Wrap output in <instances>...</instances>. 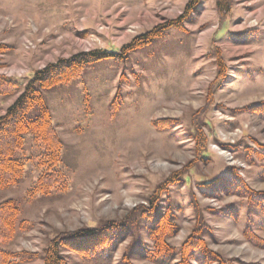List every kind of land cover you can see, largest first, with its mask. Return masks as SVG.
<instances>
[{
	"label": "rangeland",
	"instance_id": "obj_1",
	"mask_svg": "<svg viewBox=\"0 0 264 264\" xmlns=\"http://www.w3.org/2000/svg\"><path fill=\"white\" fill-rule=\"evenodd\" d=\"M187 1L0 0V45L8 46V53L0 55V74L27 81L34 72L78 53L118 52L135 37L177 19ZM184 27L186 34L169 30L126 63L87 67L46 94L66 145L69 188L49 199L27 200L34 180L29 173L19 185L0 191V201L16 200L21 218L32 225L4 247L36 255L20 264H43L44 251L58 234L127 222L134 208L148 205L175 172L180 180L167 184L160 195L162 209L170 204L176 218L170 246L179 249L195 228H204L207 248L230 263L264 264V250L243 235L246 199L241 189L206 188L214 180L231 181L228 171L235 168L251 190L264 193V164H250L223 147L264 145V117L236 111L264 102V0H233L223 21L215 0H204ZM215 48L226 68L220 83ZM116 96L121 106L112 116L109 105ZM14 100H0V116ZM207 106L203 126L196 112ZM159 120L176 124L158 131L152 122ZM194 127L205 136L207 161L197 150L201 133ZM133 228L141 229L119 245L112 264H123L133 244L149 245L143 224L133 221ZM255 234L264 239L263 228ZM61 256L66 264H91L65 251ZM128 262L152 264L136 257Z\"/></svg>",
	"mask_w": 264,
	"mask_h": 264
},
{
	"label": "trees",
	"instance_id": "obj_2",
	"mask_svg": "<svg viewBox=\"0 0 264 264\" xmlns=\"http://www.w3.org/2000/svg\"><path fill=\"white\" fill-rule=\"evenodd\" d=\"M203 1L188 0L177 19L135 37L118 52L94 50L78 53L34 72L27 81L0 74V100L5 102L15 98L5 113L0 116V191L19 185L27 174L33 173L34 180L26 192L27 200L49 199L65 192L69 188V174L64 157L66 145L47 106L46 94L69 84L87 67L101 62L126 63L131 54L158 42L167 35L169 30L173 29L186 34L184 24L192 21L193 15L198 13V8ZM232 6L233 0H215V10L221 21L230 16ZM214 52L217 56L216 81L220 83L224 80L226 68L219 55V49L215 48ZM6 53H8V46L0 45V55ZM120 106V97L116 96L109 105L110 114L114 116ZM208 111L210 110L207 106L201 112H196L203 126H207L205 119ZM236 111L264 117V102L248 105ZM194 121L195 117L192 122ZM175 124V120L152 122L153 127L158 131H164ZM194 130L201 133L197 150L203 151L200 157L207 161L203 157L208 152L205 148V136L201 127L198 129L194 127ZM256 145L258 148L255 149L249 146L223 147L250 164L256 160L264 164V145L257 143ZM189 168H187L188 171ZM228 172L232 177L231 181L214 180L206 184V188L216 192L221 189L229 192L233 189L238 190V193L239 188L241 189V195L246 199V223L243 235L248 243L264 250V239L255 234V229H264V193L251 190L241 180L235 168H230ZM180 175V172L173 173L169 181L164 186H159L156 193L149 198L148 205H139L134 208L132 217L126 219L127 222L107 221L96 228H85L56 235L44 251L43 264H66L65 258L61 256L64 251L75 254L81 260L91 264H112V258L119 245L141 229L138 228L135 231L133 221L143 224L149 245L145 248L141 243L133 244L129 249L130 253L125 254L123 264H128V260L135 257L152 264H232L207 248L203 237L206 236L207 230L204 228H195L179 249H175L168 243V239L177 233L176 218L170 204L164 210L162 209L160 195L166 192L167 184L177 183ZM260 178L264 179V167L260 172ZM21 215V208L16 200L0 201V264H20L36 259L35 254L14 252L4 248L17 235L31 229V223L22 219Z\"/></svg>",
	"mask_w": 264,
	"mask_h": 264
}]
</instances>
